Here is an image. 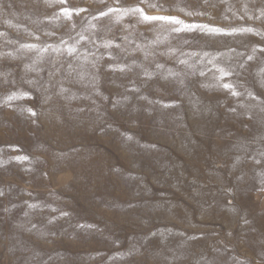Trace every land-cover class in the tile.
<instances>
[{
	"label": "clouds",
	"instance_id": "9594fccd",
	"mask_svg": "<svg viewBox=\"0 0 264 264\" xmlns=\"http://www.w3.org/2000/svg\"><path fill=\"white\" fill-rule=\"evenodd\" d=\"M193 2L195 7L192 3L164 9L145 7L144 14L140 15L139 12L109 11L124 7L120 0H88L94 6L86 8L85 15L65 16L62 8L66 0H31L32 15H16V19L23 18L27 24H14L7 17L15 14L0 4V109L15 114L34 128L46 124L74 136L112 134L126 154L155 159L145 151V145L151 144L156 155L161 148L171 151L160 142V137L168 132L161 128L154 133V139H142L134 131L140 127V120L126 118L143 114L158 119L162 109H175L182 117L184 128L189 132L195 128L193 142L198 144V122L219 115L205 101L220 95L223 100L219 107L237 119L251 121L243 128L249 135L228 130L220 136L221 143L212 140V136L218 135L213 131L208 139L213 152L221 158L209 155L211 167L205 168L203 179L194 181L186 172H181L171 185L176 191L181 181L196 182L199 187L192 188V192L199 197L214 195L217 186L228 193L222 210L230 217L232 226L223 234L198 232L193 234V239L184 229L170 227V234L179 231L186 237L179 248L164 241L155 246L129 244L128 247H122L123 242L109 241L110 247L81 253L85 264H113L116 260L122 264H264V229L255 224L247 209L232 199L234 187L227 185L221 171H227V178L233 184L242 179L246 166L250 173L264 177V120L257 126V117L264 114V62L250 63L253 57H243L242 52L232 47L233 42L239 41L229 39L245 33L264 37V0H260L261 7L255 13L247 4L236 11L227 0ZM144 5L145 0H140L127 7ZM221 5H225L223 10ZM160 16L174 17L176 22L149 19ZM245 19L258 26L235 24ZM180 23L209 27L203 31L197 29L193 36L187 28L180 30ZM197 41H203L204 46H199ZM254 47L264 48V44ZM122 123L127 126L122 127ZM30 135L35 137V133ZM82 148L81 144L58 148L38 140L23 159L33 166L29 172L47 180V172L37 166L47 165L61 151L74 158ZM176 158L183 164L181 156ZM153 180L143 176L141 183L150 186ZM260 182L264 185V179ZM31 185L28 181L22 189L26 197L23 200L9 199V190L0 188V252L4 253L6 264H55L57 261L72 264L73 254L55 247L57 241L78 242L82 237L87 238L81 232L80 223L73 222L71 198L52 187L50 201L35 199ZM133 195L139 196V193ZM152 211L146 207L128 209L131 218L138 219L148 229L146 235L150 240L160 233L159 227L151 226L144 219ZM154 211L166 209L160 206ZM237 220L240 231H237ZM62 224H71V233L66 235ZM92 227L96 228L94 224ZM245 232L256 239H247ZM102 233V228H96L97 239ZM196 240L208 243L201 245Z\"/></svg>",
	"mask_w": 264,
	"mask_h": 264
},
{
	"label": "rangeland",
	"instance_id": "374dc122",
	"mask_svg": "<svg viewBox=\"0 0 264 264\" xmlns=\"http://www.w3.org/2000/svg\"><path fill=\"white\" fill-rule=\"evenodd\" d=\"M134 2L139 3L140 0H120V4L124 7L109 9V11L139 12L143 15L145 7L164 9L171 6L184 7L189 3H192L193 7L196 6L193 0H145V5L141 8L127 7ZM0 4L4 9L15 14L7 17L14 24L28 23L23 18L16 19V15L20 13L32 15L31 0H0ZM227 4L233 5L236 11L247 4L254 13L257 8L261 7L260 0H227ZM93 6L94 4H89L88 0H66V6L62 8V11L65 16H82L85 15L86 8ZM224 8L225 5H221V10ZM226 14L232 15L231 12ZM149 19L161 22L172 19L176 22L171 16L150 17ZM235 24L240 27L258 26L247 19L243 22L237 20ZM208 27V25L200 24H179L180 30L187 28L193 36H196L197 29L203 31ZM229 39L239 41V43L233 42L232 47L242 52L243 57L252 56L253 60L250 63L264 62V48L254 47L264 44V37L245 33ZM197 43L201 47L204 46L203 41H197ZM222 100V96L213 95L205 101L213 111L218 110L219 115L198 122L200 136L204 137V139H200V136L196 137L199 140L198 144L193 142L195 128L192 132L184 128L182 117L175 109H162L158 112V119L146 117L143 114L139 117L126 118L129 121L131 119L140 120V127L134 131L138 132L142 139H154V133L161 128L168 132V135L160 137V142L168 145L171 151L161 148L160 154L156 155L152 152L151 144L145 145V151L152 153L155 159L150 156L126 154L118 147L112 134L74 136L67 132H60L46 124L34 128L15 114L0 109V188L9 190V199L23 200L26 197L22 189L28 181H31L32 191L36 193L35 199L47 198L50 201L49 189L52 187H56L62 195L71 198L72 203L69 207L73 212V222L80 223L81 232L87 234V238L82 237L78 242L57 241L55 247L71 252L73 254L72 264H85L81 253L110 247L109 241L123 242L122 247H128L129 244L155 246L159 241H164L171 247L179 248L186 237L179 231L174 235L170 234L168 231L170 227L184 229L193 236V239H195L193 234L198 232L218 231L223 234L228 227L232 226L230 217L222 210L227 204L228 193L217 186L214 189V195L195 196L192 188H198V183L189 184L186 181H181L176 191L171 188L181 172H186L194 178V181L203 179L205 168L211 167L210 154L217 159L221 158L213 152L212 142L208 139L213 131L218 133L212 136V140L216 143H221L220 136L232 129L242 135H249L243 131V128L251 121L237 119L224 108L219 107ZM14 103L34 104L35 102L14 101ZM261 120H264V114L257 117V126ZM121 126L126 127L127 125L122 123ZM30 133H35V137ZM38 140H45L58 148L78 144L83 145V148L78 149V156L74 158L70 159L61 151L55 158H50L47 165L37 166L40 171L47 172L48 179L45 180L43 176L37 178L38 173L29 172L28 169L33 166L30 161L23 159L24 154L30 153ZM17 145L20 146L19 150L16 149ZM173 152L176 153L175 156ZM176 156L183 158V164ZM9 157H16V159L10 160ZM21 168L25 171L22 172ZM221 171L225 174L227 185L234 187L235 195L232 199L242 208L247 209L255 224L264 229V191L261 190L264 185L260 182L264 177L250 173L246 166L243 168L242 179L233 184V181L227 178V171ZM143 176L153 177V183L150 186L143 185L141 183ZM134 193H139V196H134ZM160 206H163L166 211H154ZM141 207L153 209L144 219H147L151 226L160 228V233L154 239L150 240L146 235L148 229L143 228L139 220H133L128 213L129 208ZM92 224L96 228L103 229L99 239L96 238V228H93ZM193 224L195 227H192ZM236 224L237 231H240L238 220ZM61 227L66 229V235L72 231L71 224H62ZM244 235L247 239H256L247 232ZM196 243L206 245L208 241L196 240ZM0 264H6L2 252H0ZM113 264H122V262L116 260Z\"/></svg>",
	"mask_w": 264,
	"mask_h": 264
},
{
	"label": "bare ground",
	"instance_id": "6f19581e",
	"mask_svg": "<svg viewBox=\"0 0 264 264\" xmlns=\"http://www.w3.org/2000/svg\"><path fill=\"white\" fill-rule=\"evenodd\" d=\"M251 1V0H250ZM254 1V0H253ZM249 3V2H248ZM255 3V2H254ZM259 3V2H258ZM254 5V4H253Z\"/></svg>",
	"mask_w": 264,
	"mask_h": 264
}]
</instances>
